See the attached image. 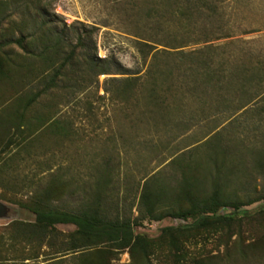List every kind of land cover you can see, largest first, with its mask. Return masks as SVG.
<instances>
[{
  "label": "rangeland",
  "instance_id": "374dc122",
  "mask_svg": "<svg viewBox=\"0 0 264 264\" xmlns=\"http://www.w3.org/2000/svg\"><path fill=\"white\" fill-rule=\"evenodd\" d=\"M16 1L20 7L12 5L14 8L8 7L0 15V42L10 37L26 38L24 49L15 43L4 47L7 52L21 58L30 69L27 81H22L17 91L24 95L37 90L41 87L38 82L40 74L51 73L52 67L44 66L48 63L45 57L50 60L53 53L37 54L42 51V41L51 45L56 35L62 39L58 44L61 47L59 55H52L49 62L54 66L60 65L73 48L77 56L73 66L72 61L67 62L58 85L38 97L29 111L32 115H46L50 121L54 120V125L59 128L57 131H54V125L53 131L39 127L28 133L24 142L16 136L14 143L7 146L5 141L12 130L8 132L0 124V200L9 208L6 217L0 218V228L14 219L33 220V214L20 203L29 202L32 192L45 185L57 172L72 180L69 188L76 190L74 196L65 197L70 205H74L78 196L84 193L92 199L96 179L100 178L101 171L106 170L108 185L103 187L104 199L112 216L119 214L133 218L138 215L139 207L142 208L140 193L146 179L153 189L165 191V199L159 203V209L185 207L186 203L176 197L183 179L195 178L201 194L212 188L210 174L214 170L209 158L218 156L216 140L212 137L217 129L223 134L222 145H230V153L234 145L230 139L232 134L236 141L242 139L243 143L260 144L263 136L259 131H264V120H258V116L248 112L240 115V122H235L234 126L226 121L214 130L221 116L213 120L194 119L193 126L185 133L172 125L154 126L146 121L133 120V116L130 118L131 110L122 109L115 99L104 93L102 87L105 78L125 75L108 73L95 76L86 73L83 55L96 62L98 58L105 59L111 68L120 66L128 73L145 71L150 54L140 53L135 38L130 34L131 0ZM210 1L215 5V17L205 25L216 32L223 30L232 35L228 39L214 40L212 45L229 43L233 39L232 47L229 45L222 51L232 49L243 55L253 49L257 54L261 51L260 56L264 58V0ZM202 45L192 44L186 48ZM12 97L17 98L18 95L0 84L1 120L6 118L5 110ZM181 107L196 110L198 104L191 100ZM241 160L240 164L228 160L227 170L225 172L224 168L223 171L229 173L227 179L224 176L226 192L231 198L244 201L248 196L264 192V176L252 164L251 155H245ZM231 166L234 169L230 173ZM260 211H264V199L243 205L236 212L229 206L220 208L218 213L236 216L231 228L196 230L192 227L191 217H165L160 221L145 219L134 227V231L153 240L151 253L154 264H165L161 262L162 255L170 247L159 238L163 227L183 228L187 239L184 244L191 254L222 253L228 239L238 237L249 242L262 234L264 223L258 216ZM57 228L67 231L73 226L59 224ZM128 261V252L119 254L118 262ZM189 263L187 258L183 261V264Z\"/></svg>",
  "mask_w": 264,
  "mask_h": 264
},
{
  "label": "trees",
  "instance_id": "16d2710c",
  "mask_svg": "<svg viewBox=\"0 0 264 264\" xmlns=\"http://www.w3.org/2000/svg\"><path fill=\"white\" fill-rule=\"evenodd\" d=\"M12 5L18 8L21 4L16 0H0V15ZM131 5L130 34L135 38L137 50L144 55L150 54L145 71L128 73L120 66L113 69L107 60L98 58L96 62L88 55H83L82 60L88 75H125L105 78L102 87L122 109L131 110L130 118L133 116V120L146 121L154 126L172 125L182 129L183 133L190 130L194 119L199 118L213 120L221 116L212 130L226 121L234 126L238 117L247 112L264 120V58L260 56L261 51L257 54L249 49L243 55L232 49L222 51L229 45L232 47L233 39H229V43L212 45L214 40L232 36L205 25L215 17L212 1L131 0ZM25 40V37L18 36L0 42V84L18 95L12 97L6 107L5 119L1 120L0 112V124L8 132L12 130L5 141L7 146L14 143L16 136L24 142L26 135L39 127L53 131L54 120L50 121L46 115H32L29 111L38 97L58 85L67 62L72 61L73 66L77 56L73 48L60 65L54 66L49 62L52 55H59L61 47L58 44L62 39L56 35L51 45L42 41V51L37 54L53 53L50 60L45 57L48 66H44L52 67L51 73L40 74L38 82L41 87L23 95L17 87L27 81L30 69L21 58L4 47L15 43L24 49ZM198 43L203 45L186 48ZM191 100L198 104L196 110L181 107ZM54 126L57 131L58 125ZM233 135L230 139L234 145L230 153V145L221 143V130L213 133L218 156L209 158L214 170L210 174L212 188L201 194L195 178L183 179L176 197L186 206L175 210L158 208L165 199V191L153 189L146 179L140 193L142 208L139 207L138 215L133 218L119 214L112 216L104 199L103 187L108 185L106 170L101 171L100 178L96 179L92 199L84 193L78 196L74 205H70L65 197L76 193L69 188L72 180L61 172L52 174L45 185L32 192L29 202H19L34 219H14L0 228V264H154L153 240L134 231V227L145 219L160 221L165 217H191L192 227L196 230L231 228L236 216L218 213L220 208L229 206L236 212L243 205L264 199V192L248 196L244 201L231 198L226 192L224 176L227 179L229 173L223 170L228 160L240 164L243 156L249 154L253 158L252 164L264 176V131H259L263 137L256 145L243 143L242 139L236 141ZM233 167L229 168L230 173ZM258 216L264 223V211L258 212ZM59 224L71 225L73 229L60 230L57 228ZM159 238L170 247L162 255L161 262L165 264H183L186 258L189 264H264V231L249 242L238 237L228 239L225 251L214 254L188 252L184 244L187 239L180 227H163ZM124 251L128 252L129 261L120 263L119 254Z\"/></svg>",
  "mask_w": 264,
  "mask_h": 264
},
{
  "label": "water",
  "instance_id": "95a60500",
  "mask_svg": "<svg viewBox=\"0 0 264 264\" xmlns=\"http://www.w3.org/2000/svg\"><path fill=\"white\" fill-rule=\"evenodd\" d=\"M8 207L0 200V218L6 217Z\"/></svg>",
  "mask_w": 264,
  "mask_h": 264
}]
</instances>
